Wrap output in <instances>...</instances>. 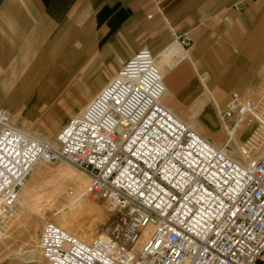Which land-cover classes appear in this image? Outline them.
I'll use <instances>...</instances> for the list:
<instances>
[{
    "label": "built area",
    "instance_id": "1",
    "mask_svg": "<svg viewBox=\"0 0 264 264\" xmlns=\"http://www.w3.org/2000/svg\"><path fill=\"white\" fill-rule=\"evenodd\" d=\"M178 41L193 44L188 33ZM166 91L143 48L61 129L55 147L0 111V223L14 215L35 166L61 161L88 178L84 199L106 201L119 221L92 242L47 222L39 246L49 264H264V154L234 160L164 105ZM255 109L233 92L221 112L225 129L236 133Z\"/></svg>",
    "mask_w": 264,
    "mask_h": 264
},
{
    "label": "crops",
    "instance_id": "2",
    "mask_svg": "<svg viewBox=\"0 0 264 264\" xmlns=\"http://www.w3.org/2000/svg\"><path fill=\"white\" fill-rule=\"evenodd\" d=\"M249 31L254 33L247 41ZM182 33L193 41L187 52L175 41ZM228 34L239 47L248 42L246 53L236 50L229 66L224 52L215 50V44L229 43ZM175 46L184 53L176 54ZM263 46L264 0H0V107H60L67 100L71 112L78 113L105 85L106 74L117 75L139 50L148 48L156 59L162 54L176 58L168 77L191 71V65L211 67L214 59L218 80L214 90L207 89L221 111L224 103L217 98L252 62L257 65L262 58L257 50ZM219 50L224 51L222 46ZM193 87L196 91L195 81ZM45 119L52 131L59 127V121ZM244 128L252 129L244 124L231 141ZM19 208L18 216L31 212ZM100 225H106L105 218L85 225L82 232L88 235Z\"/></svg>",
    "mask_w": 264,
    "mask_h": 264
},
{
    "label": "rangeland",
    "instance_id": "3",
    "mask_svg": "<svg viewBox=\"0 0 264 264\" xmlns=\"http://www.w3.org/2000/svg\"><path fill=\"white\" fill-rule=\"evenodd\" d=\"M253 33L254 31H249L247 41L253 38ZM226 36L229 43L215 44V50L218 53L224 52L225 60L230 62L236 50L242 56L246 53L243 49L248 42L244 41L239 47L237 43L230 42L232 35ZM175 41L179 44L178 38ZM220 46L224 51L219 50ZM183 51L187 52L188 49H183ZM257 51L262 57L257 65L252 62V69L248 67L244 70L235 83L228 87L221 97L217 98L219 103H224L221 111L217 108L215 100L207 89L209 87L214 90L218 80V70L214 59H210L211 67L208 64L197 70L191 65V71H183L179 76H167L164 79L169 89V94L166 93L163 100L164 105L215 146L224 148L231 157L242 163L247 162L248 158L258 159L264 154V46ZM251 54L255 55L256 53L252 51ZM175 60L176 58L170 57L171 68L176 65ZM193 62L198 65L197 61ZM163 66L165 67V65ZM205 71L210 72V78L206 79L208 81L203 85L199 81V77ZM115 76L116 74L112 76L106 74L105 85L94 91L83 106H87V103L91 102ZM194 81L197 83L196 91L193 87ZM181 88L184 89L183 92ZM232 92H238L254 101L256 105L254 113L259 117L256 118L255 114L251 116L245 125L252 129L244 128L233 141L221 120V112L226 108ZM70 104L71 102L69 103L67 100H61L60 107H0V111L11 112L12 120L16 126L55 147L56 137L61 129L75 116L83 113L71 112ZM17 112L22 116H18ZM48 116L59 121V127L53 131L50 129L51 121L44 120ZM19 117H22L26 123L24 126L16 120ZM88 185V178L69 164L61 161L41 162L33 170L25 187L21 190L15 208V217L5 224H0V264H49L39 246L42 228L47 222L61 226L86 242H92L101 232L108 234L112 229H115L119 221L118 213L113 211L104 200L88 201L84 199ZM81 197L84 200L77 204L76 201ZM20 206H24L31 212L18 216ZM101 218H105L106 225H100L88 235L82 232L85 225H91L92 222ZM105 233H102L101 236H105ZM85 237L88 241L85 240ZM34 258H37V261Z\"/></svg>",
    "mask_w": 264,
    "mask_h": 264
},
{
    "label": "bare ground",
    "instance_id": "4",
    "mask_svg": "<svg viewBox=\"0 0 264 264\" xmlns=\"http://www.w3.org/2000/svg\"><path fill=\"white\" fill-rule=\"evenodd\" d=\"M179 47H180V45H179ZM181 48V47H180ZM173 50H174V52L176 53V54H183L179 49H178V47H174L173 48ZM181 50H183L182 48H181ZM164 56V57H163ZM156 58V57H155ZM169 60H170V58H169V55L167 54H162V56H159L158 57V59H156V62H158L157 63V65H158V68H159V70H160V72H161V74H162V76H163V78L164 77H166L167 76V73H169V71L171 70V64H170V62H169ZM163 65H167L168 67L167 68H164V66ZM209 77H210V73H209ZM200 80V82H202L201 84H205L208 80H201V79H199ZM166 93H167V91H166ZM76 109H77V107H75ZM86 107H82V108H80L79 109V112H83L84 111V109H85ZM222 107L220 106V109H221ZM9 113V112H8ZM10 114V113H9ZM255 114V116H256V118H259L258 116H257V114L256 113H254ZM11 115V114H10ZM22 116V115H21ZM79 116V115H78ZM262 117V116H261ZM11 118H12V116H11ZM263 119V118H262ZM262 119H260V120H262ZM17 121L18 122H20L23 126L26 124L24 121H23V118L22 117H19V118H17ZM223 122V121H222ZM186 123V122H185ZM251 123H252V121H251ZM226 125V124H225ZM190 126V125H189ZM243 126V125H242ZM191 128H193L192 126H190ZM242 128V127H241ZM241 128H240V130H241ZM240 130H238L236 133H234V134H232L230 131H229V135H230V137L231 138H233V137H235L236 135H237V133L240 131ZM23 131H25V130H23ZM27 132V131H26ZM29 133V132H28ZM29 134H31V133H29ZM38 139V138H37ZM40 140V139H39ZM43 142V141H42ZM44 143H46V142H44ZM46 144H49V143H46ZM51 145V144H50ZM224 149V148H223ZM224 151L228 154V152L224 149ZM229 155V154H228ZM230 156V155H229ZM231 157V156H230ZM232 158V157H231ZM235 160V159H234ZM41 162H39L36 166H35V168L40 164ZM34 168V169H35ZM33 169V170H34ZM26 185V184H25ZM25 187V186H24ZM23 187V188H24ZM20 193H21V191H20ZM20 193H19V197H20ZM19 197H18V200H19ZM18 200H17V202H18ZM64 229V228H63ZM105 235H106V233H105Z\"/></svg>",
    "mask_w": 264,
    "mask_h": 264
}]
</instances>
